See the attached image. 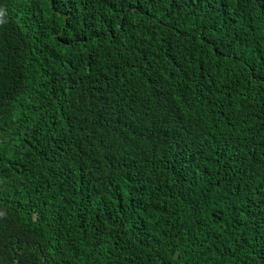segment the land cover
<instances>
[{
    "label": "trees",
    "instance_id": "trees-1",
    "mask_svg": "<svg viewBox=\"0 0 264 264\" xmlns=\"http://www.w3.org/2000/svg\"><path fill=\"white\" fill-rule=\"evenodd\" d=\"M0 264H264V0H0Z\"/></svg>",
    "mask_w": 264,
    "mask_h": 264
}]
</instances>
